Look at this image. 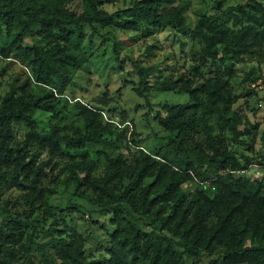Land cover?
<instances>
[{"label":"trees","instance_id":"16d2710c","mask_svg":"<svg viewBox=\"0 0 264 264\" xmlns=\"http://www.w3.org/2000/svg\"><path fill=\"white\" fill-rule=\"evenodd\" d=\"M70 1L0 0V56L28 71L0 100V264H264V174H247L264 167V154L251 167L264 101L256 87L264 0H213L216 10L193 25L192 0H130L114 11L103 0H81V11ZM99 27L131 31L119 38L128 45L159 29L142 51L147 58L164 28L201 42L184 71L169 60L172 52L144 63L131 50L121 56L118 39L113 44L115 61L130 59L137 72L125 88L145 98L146 117L152 112L165 132L153 148L135 128L128 133L126 110L115 119L108 88L91 102L70 96ZM254 59L249 113L235 106L234 81L236 64ZM154 91L187 100L153 112ZM59 185L72 200L65 208L51 201ZM75 208L108 215L112 229L99 255L66 220Z\"/></svg>","mask_w":264,"mask_h":264},{"label":"rangeland","instance_id":"374dc122","mask_svg":"<svg viewBox=\"0 0 264 264\" xmlns=\"http://www.w3.org/2000/svg\"><path fill=\"white\" fill-rule=\"evenodd\" d=\"M237 1L238 0H224L223 5L227 6ZM127 3H130V0H103L102 6L109 11H114L116 8L122 7ZM213 4V0H192L191 6L186 11L188 22L193 25L203 11L208 10L214 12L216 8H214ZM69 5L74 10L81 11L82 9L81 0H72ZM90 30L91 29H88L89 32ZM158 30L159 29H154L145 37L141 36L133 41L131 45H128V43H122L121 38L123 35H128L131 31L125 29V31H123L125 34H123L118 28L99 27V31L93 35L92 41L86 44V49L92 53L90 61L87 63L86 68L80 69L78 72L74 83V89L73 91L71 90L72 93H70V96L73 94L85 102H91L92 100L100 98L102 96V91L108 88V95L114 96V102H116L114 103V106H116L114 110L116 114L115 119L120 120V118L123 117V110H126L125 116L127 115L129 119V124H127L129 126L128 133L135 128L138 137L144 138V145L151 148L156 146L155 144L159 145L163 143L164 139L160 138L165 135V132L154 119L152 112L149 113V117H146L145 113L148 111V106L145 98L135 94L129 87L125 88V80L136 77L137 72L135 70L130 71L132 68L130 59L126 58L121 64L115 61L116 55L113 52V44L116 39L119 40L120 38L121 56L125 54V51L131 50V56L134 59L142 60L141 62L144 63H152L160 60L167 52H172L173 54L170 56L169 60L176 63L180 70H186L192 62L191 53L200 49L201 42L199 39L194 37L187 30L185 32L183 30L174 32L171 28H164L159 37V44L161 47L155 49V54L153 56L148 58L142 56V51L145 49L146 44L158 38ZM253 66H256V59L236 64L238 79L234 81V85L237 91L241 93V97L235 106L240 110L249 111L245 102L248 97L245 95L248 92L246 88L252 86L247 73ZM260 71L261 81L256 87L261 95H263L264 63L261 65ZM27 72V69L19 62L0 56V100L9 90L14 77L18 76L19 80L24 82ZM149 98L153 107V112L157 109L165 110L166 103L184 102L187 100V96L184 94L157 91L150 93ZM259 104H261V109L258 112L257 119L260 122V129L257 141L254 144L255 152H251V154L256 155L258 158L252 161L253 165L251 167H257V160L264 154V101H261ZM249 113L251 112L249 111ZM130 121L135 125L133 126ZM126 142V140L121 142L123 150H125ZM90 152L93 158H98L95 147L90 148ZM261 167L262 166H259L258 169H251L247 174L252 177H261L264 174V167ZM184 187L187 192L191 190V186L188 183H186ZM51 201L58 204L61 208H65L64 206L72 202L68 193L65 191V187L60 185L51 196ZM61 212L66 213L69 211L63 210ZM82 213V209L75 208L71 211V214H66L65 218L73 228L78 229L86 235L89 248L94 254L99 255V244L105 242V232L112 229L108 221L109 217L108 215L99 214L91 216V213L86 211L85 216H83ZM210 258V256H204L202 260L207 261Z\"/></svg>","mask_w":264,"mask_h":264}]
</instances>
